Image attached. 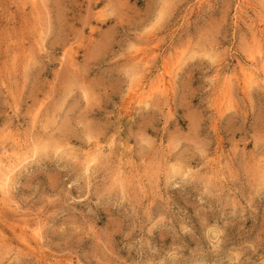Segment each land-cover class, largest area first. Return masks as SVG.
<instances>
[{
  "label": "rangeland",
  "instance_id": "1",
  "mask_svg": "<svg viewBox=\"0 0 264 264\" xmlns=\"http://www.w3.org/2000/svg\"><path fill=\"white\" fill-rule=\"evenodd\" d=\"M159 3L0 0V264H264V0Z\"/></svg>",
  "mask_w": 264,
  "mask_h": 264
},
{
  "label": "snow or ice",
  "instance_id": "2",
  "mask_svg": "<svg viewBox=\"0 0 264 264\" xmlns=\"http://www.w3.org/2000/svg\"><path fill=\"white\" fill-rule=\"evenodd\" d=\"M172 4L170 3V0H161V3L157 5L159 8V12L156 16V20L152 24V28H156L162 21H164L167 18L169 10L172 8ZM36 133L33 131V136H35ZM39 144V142H36ZM49 149L47 146H38L37 150L32 155V160H35L38 156H41L45 153H47ZM96 163L95 159H92L91 161L87 162L85 164V173L90 174L92 165Z\"/></svg>",
  "mask_w": 264,
  "mask_h": 264
},
{
  "label": "bare ground",
  "instance_id": "3",
  "mask_svg": "<svg viewBox=\"0 0 264 264\" xmlns=\"http://www.w3.org/2000/svg\"><path fill=\"white\" fill-rule=\"evenodd\" d=\"M65 55V54H64ZM69 56V55H68ZM65 59V58H64ZM71 59V58H70ZM239 64V63H238ZM242 65V64H241ZM246 66V65H245ZM242 66L241 67V71H240V73L242 74V81L244 82V83H248V84H250V83H253V82H256L255 80V71L250 67V66ZM252 66H253V64H252ZM261 68H262V73H263V75H264V62H262L261 63ZM141 84V83H140ZM247 85V84H246ZM250 85H252V84H250ZM246 87V86H245ZM249 87V86H248ZM247 87V88H248ZM138 88H139V86H138ZM141 88H142V86H141ZM140 89V88H139ZM36 235V234H35Z\"/></svg>",
  "mask_w": 264,
  "mask_h": 264
}]
</instances>
